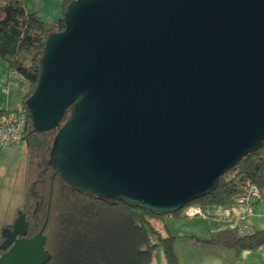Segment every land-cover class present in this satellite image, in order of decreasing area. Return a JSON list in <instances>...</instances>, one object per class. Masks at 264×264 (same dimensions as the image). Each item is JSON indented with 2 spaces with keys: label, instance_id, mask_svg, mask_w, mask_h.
Wrapping results in <instances>:
<instances>
[{
  "label": "water",
  "instance_id": "water-1",
  "mask_svg": "<svg viewBox=\"0 0 264 264\" xmlns=\"http://www.w3.org/2000/svg\"><path fill=\"white\" fill-rule=\"evenodd\" d=\"M64 20L26 105L77 189L174 212L264 141V0H72ZM27 229L20 210L0 264L51 259Z\"/></svg>",
  "mask_w": 264,
  "mask_h": 264
},
{
  "label": "trees",
  "instance_id": "trees-1",
  "mask_svg": "<svg viewBox=\"0 0 264 264\" xmlns=\"http://www.w3.org/2000/svg\"><path fill=\"white\" fill-rule=\"evenodd\" d=\"M71 1L62 0L61 17L47 22L29 11L21 0H0V57L9 64L11 83L22 91L15 109L28 111L26 100L39 81L47 37L65 28L64 10ZM6 110H0V114ZM69 114L70 111L65 120ZM54 136L55 130H35L30 121L23 140L28 154L22 207L28 223L26 236L31 237L44 227L45 246L51 253L46 264H153L159 246L164 251L165 264H179L173 246L176 236L163 235L153 220L169 214L178 217L193 204L232 205L244 178L261 190L264 188L263 141L222 174L211 192L181 209L164 213L134 208L123 201L79 190L62 179L48 162ZM203 240L237 251L256 249L264 243V230L242 233L231 228L213 232ZM3 251L0 247V255Z\"/></svg>",
  "mask_w": 264,
  "mask_h": 264
},
{
  "label": "crops",
  "instance_id": "crops-1",
  "mask_svg": "<svg viewBox=\"0 0 264 264\" xmlns=\"http://www.w3.org/2000/svg\"><path fill=\"white\" fill-rule=\"evenodd\" d=\"M21 1L29 11H32L29 9V6H31L29 4L31 3H28L27 0ZM33 11L44 21L48 20L46 16H51L53 13L47 10L41 12L40 9H34ZM10 78L11 70L9 64L0 57V110L14 109L20 104L22 91H19L11 83ZM23 143L25 141H22L19 145ZM263 191L264 188H262V193ZM261 198L263 197L261 196ZM261 198L253 204L252 214H248V207L245 204L234 203L229 206L206 205L202 209L203 214L185 215L191 225L182 227L181 231H177V235L180 236L177 237V246L182 245L184 241L185 245H189L190 252L185 255L177 247L179 264H264V243L256 249L237 251L234 248L211 244L203 240L213 232L231 228L240 230L242 227L248 226L250 231L264 230V207H261ZM242 216L245 217L244 220L241 219ZM184 228L191 233H183L185 232L183 231Z\"/></svg>",
  "mask_w": 264,
  "mask_h": 264
},
{
  "label": "rangeland",
  "instance_id": "rangeland-1",
  "mask_svg": "<svg viewBox=\"0 0 264 264\" xmlns=\"http://www.w3.org/2000/svg\"><path fill=\"white\" fill-rule=\"evenodd\" d=\"M62 0H27L30 10L40 9L43 11L53 12L51 16H46L47 22H53L59 19L62 15ZM61 8V10H60ZM56 9V10H55ZM27 179V148L26 144L4 146L0 148V244L4 238V232L12 225L18 217L19 211L25 203V185ZM260 189V188H259ZM261 207H264V196L260 189ZM235 203H237L235 201ZM239 204V203H237ZM247 206V205H246ZM253 206V205H252ZM199 207L201 210L203 207L198 204H193L186 207L181 215L169 214L163 217L164 219L153 220L155 225L159 228L161 233L165 236L174 235V250L177 255V247L185 255L190 252L189 245H185L183 241L182 245L177 246V231H181L182 227L190 226L189 219L185 217L188 215L186 212L189 208ZM248 207V206H247ZM259 208V207H257ZM256 208V209H257ZM200 214V213H196ZM193 214V215H196ZM191 216V215H190ZM241 230V229H240ZM183 233H191L186 228L183 229ZM191 235V234H189ZM188 238V237H183ZM164 251L159 246L155 253L153 264H165Z\"/></svg>",
  "mask_w": 264,
  "mask_h": 264
},
{
  "label": "built area",
  "instance_id": "built-area-1",
  "mask_svg": "<svg viewBox=\"0 0 264 264\" xmlns=\"http://www.w3.org/2000/svg\"><path fill=\"white\" fill-rule=\"evenodd\" d=\"M30 115L27 110L7 109L0 114V148L20 144L26 137L30 125ZM261 198V192L257 184L249 178H244L240 183V191L236 196V202L248 206V214H252V205ZM188 215L203 214L199 207L189 208ZM244 216L241 217L244 220ZM242 233L249 232L248 226L242 227Z\"/></svg>",
  "mask_w": 264,
  "mask_h": 264
},
{
  "label": "flooded vegetation",
  "instance_id": "flooded-vegetation-1",
  "mask_svg": "<svg viewBox=\"0 0 264 264\" xmlns=\"http://www.w3.org/2000/svg\"><path fill=\"white\" fill-rule=\"evenodd\" d=\"M10 227H12L13 226V224L12 225H9Z\"/></svg>",
  "mask_w": 264,
  "mask_h": 264
}]
</instances>
